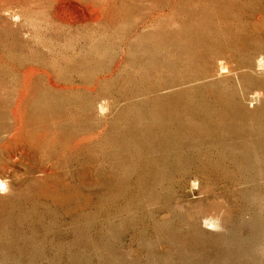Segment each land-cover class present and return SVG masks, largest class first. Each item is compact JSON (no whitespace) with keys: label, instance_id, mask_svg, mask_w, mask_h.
I'll use <instances>...</instances> for the list:
<instances>
[{"label":"rangeland","instance_id":"rangeland-1","mask_svg":"<svg viewBox=\"0 0 264 264\" xmlns=\"http://www.w3.org/2000/svg\"><path fill=\"white\" fill-rule=\"evenodd\" d=\"M262 60L264 0H0V264H264Z\"/></svg>","mask_w":264,"mask_h":264},{"label":"bare ground","instance_id":"bare-ground-1","mask_svg":"<svg viewBox=\"0 0 264 264\" xmlns=\"http://www.w3.org/2000/svg\"><path fill=\"white\" fill-rule=\"evenodd\" d=\"M262 61H263V63H264V60H262ZM262 61H260V63H261ZM261 64H262V63H261ZM4 184H5L4 181L0 182V186H4Z\"/></svg>","mask_w":264,"mask_h":264}]
</instances>
